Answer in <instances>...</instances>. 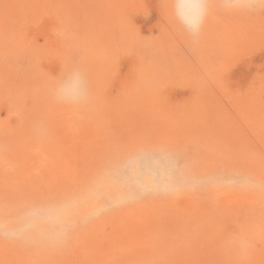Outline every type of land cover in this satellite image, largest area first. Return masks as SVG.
Returning <instances> with one entry per match:
<instances>
[{"label":"rangeland","instance_id":"rangeland-1","mask_svg":"<svg viewBox=\"0 0 264 264\" xmlns=\"http://www.w3.org/2000/svg\"><path fill=\"white\" fill-rule=\"evenodd\" d=\"M0 264H264V11L0 0Z\"/></svg>","mask_w":264,"mask_h":264},{"label":"clouds","instance_id":"clouds-1","mask_svg":"<svg viewBox=\"0 0 264 264\" xmlns=\"http://www.w3.org/2000/svg\"><path fill=\"white\" fill-rule=\"evenodd\" d=\"M213 7L227 13L255 14L264 11V0H170L172 17L193 43L199 41ZM51 93L62 104L85 106L91 102L87 74L78 66L56 81Z\"/></svg>","mask_w":264,"mask_h":264}]
</instances>
